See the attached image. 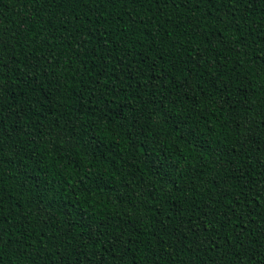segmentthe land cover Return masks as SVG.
Here are the masks:
<instances>
[{
  "label": "trees",
  "instance_id": "obj_1",
  "mask_svg": "<svg viewBox=\"0 0 264 264\" xmlns=\"http://www.w3.org/2000/svg\"><path fill=\"white\" fill-rule=\"evenodd\" d=\"M0 264H264V0H0Z\"/></svg>",
  "mask_w": 264,
  "mask_h": 264
}]
</instances>
